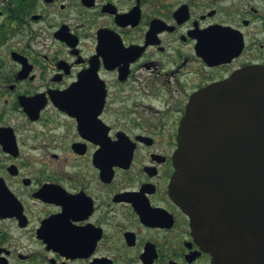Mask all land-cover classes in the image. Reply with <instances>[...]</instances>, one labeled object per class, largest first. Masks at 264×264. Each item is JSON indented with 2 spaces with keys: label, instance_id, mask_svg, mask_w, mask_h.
<instances>
[{
  "label": "flooded vegetation",
  "instance_id": "flooded-vegetation-1",
  "mask_svg": "<svg viewBox=\"0 0 264 264\" xmlns=\"http://www.w3.org/2000/svg\"><path fill=\"white\" fill-rule=\"evenodd\" d=\"M252 67L264 0H0V264H215L175 160Z\"/></svg>",
  "mask_w": 264,
  "mask_h": 264
},
{
  "label": "water",
  "instance_id": "water-1",
  "mask_svg": "<svg viewBox=\"0 0 264 264\" xmlns=\"http://www.w3.org/2000/svg\"><path fill=\"white\" fill-rule=\"evenodd\" d=\"M173 195L215 264H264V67L192 101Z\"/></svg>",
  "mask_w": 264,
  "mask_h": 264
}]
</instances>
